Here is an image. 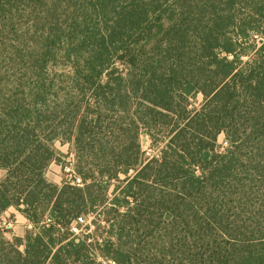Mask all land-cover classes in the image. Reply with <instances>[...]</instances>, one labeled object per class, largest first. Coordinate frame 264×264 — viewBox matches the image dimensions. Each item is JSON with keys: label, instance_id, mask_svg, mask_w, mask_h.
<instances>
[{"label": "trees", "instance_id": "16d2710c", "mask_svg": "<svg viewBox=\"0 0 264 264\" xmlns=\"http://www.w3.org/2000/svg\"><path fill=\"white\" fill-rule=\"evenodd\" d=\"M24 18L42 40L0 101V219L41 230L0 231V264H264V0H0V30ZM57 142L81 186L46 180ZM89 213L108 226L69 240Z\"/></svg>", "mask_w": 264, "mask_h": 264}, {"label": "rangeland", "instance_id": "374dc122", "mask_svg": "<svg viewBox=\"0 0 264 264\" xmlns=\"http://www.w3.org/2000/svg\"><path fill=\"white\" fill-rule=\"evenodd\" d=\"M23 24L21 26L20 21L15 22V30L12 31V27L9 30H0V101L9 94H11L12 89L15 88V83L21 75L28 73V63L31 60L37 59L40 50V32H37V36L32 34L29 28L30 21L26 18L23 19ZM25 29V30H23ZM22 30V31H21ZM34 30V29H32ZM18 38V39H17ZM253 41H260L259 38L255 39L252 36ZM249 50V48H248ZM244 61L248 60V57L243 58ZM52 68L50 67L49 70ZM62 70V69H61ZM192 107H197L202 102V96L197 97V99H192ZM1 103V102H0ZM140 144L143 152V159L146 161L148 159L158 157L161 151V144L158 142L156 144L152 143L149 134L146 131L141 132ZM218 143L220 148L223 150L228 146L225 135L221 134L218 138ZM56 147L60 154L57 155V160L52 162L45 172V178L49 183L61 186L64 181H69L72 185H82V182L78 180L79 176L75 173L76 164V154L74 148L69 145H61L59 142L56 143ZM7 175V171L0 169V181H2ZM123 178V176H121ZM98 212L100 210H97ZM47 212L45 217V223L51 222V217ZM87 222V227L84 229L83 233L79 236L73 237L70 234L71 225L75 222V217L65 218L62 221V232L68 234L69 240L85 239L86 236H96L100 235V228L108 226L102 221V218L98 216V213L82 214ZM107 228V227H106ZM41 230L40 227H36L28 218H26L17 208H10L7 210L0 219V231L3 236L12 241L14 238H20L24 240L28 233H35ZM57 230V229H55ZM93 239H88L87 242H92ZM24 250V246L20 248Z\"/></svg>", "mask_w": 264, "mask_h": 264}, {"label": "built area", "instance_id": "2783aa9c", "mask_svg": "<svg viewBox=\"0 0 264 264\" xmlns=\"http://www.w3.org/2000/svg\"><path fill=\"white\" fill-rule=\"evenodd\" d=\"M87 227V222L83 217H78L74 224L71 225L70 234L73 237L79 236L83 233L84 229Z\"/></svg>", "mask_w": 264, "mask_h": 264}]
</instances>
